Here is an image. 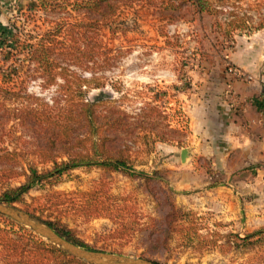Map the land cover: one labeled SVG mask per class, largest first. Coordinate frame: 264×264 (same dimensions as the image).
I'll list each match as a JSON object with an SVG mask.
<instances>
[{
    "label": "rangeland",
    "instance_id": "obj_1",
    "mask_svg": "<svg viewBox=\"0 0 264 264\" xmlns=\"http://www.w3.org/2000/svg\"><path fill=\"white\" fill-rule=\"evenodd\" d=\"M147 1L124 9L118 18L126 20L123 25L102 31V37L115 54L113 65L95 73L78 71L88 77L94 73L104 78V90L114 97L125 95L124 107L133 116L149 102L161 106L167 115L164 123L168 125H158L153 135L164 133L169 140L158 141L146 154L137 153L133 147L136 169L156 178L147 182L145 178L120 171L80 166L66 172L57 183L35 187L24 201L15 205L45 223L49 219L60 221L94 250L146 258L157 264H264V235L254 238L252 245H243L228 221L202 207V195L189 189L178 190L172 185L177 175L171 168L180 165L179 154L189 146L181 95L189 90L192 72L210 70L218 75L221 69L229 73L231 68L240 69L234 58L245 54L246 47L252 49L259 41L263 42L264 28L254 27L264 23V0H239L234 5H226V10L217 18L208 14L200 16L186 5H180L174 14L177 18L171 23H162L158 16L160 0ZM28 3L33 5L31 10L26 8ZM36 3L35 0H0V28L7 27L20 9H24L30 13L29 25L23 31H30L35 25L43 32L49 27L43 19L55 20L60 14L46 13ZM229 11H235L240 17L251 16L248 26L253 30H236L232 38L225 39L213 25L217 19L233 18ZM162 24L168 36L162 34ZM14 60L1 61L0 56V72L6 73L9 65L14 67ZM2 79L0 74V82ZM56 89L54 85L45 88L39 79L28 84L29 92L47 99L56 94ZM100 91L92 90L89 97L94 98ZM173 129H179L182 134H173ZM21 162L25 167L35 162L40 171L53 168L52 162L40 164L30 153L22 156ZM185 174L181 176L186 177ZM221 179L219 174L214 177L217 182ZM25 181V176L7 181L0 188V195L3 189ZM179 194L189 201H178ZM90 202L96 205L98 215L86 210ZM7 218L0 216V227L7 228L9 237L17 239L14 234L32 232L47 241L28 226L27 231L18 225L12 227ZM13 258H6L0 245V264H10ZM55 264L68 263L57 260Z\"/></svg>",
    "mask_w": 264,
    "mask_h": 264
},
{
    "label": "trees",
    "instance_id": "obj_2",
    "mask_svg": "<svg viewBox=\"0 0 264 264\" xmlns=\"http://www.w3.org/2000/svg\"><path fill=\"white\" fill-rule=\"evenodd\" d=\"M35 1L40 10L60 14V17L43 19L49 24L43 32H39L35 25L24 32L25 26L29 25L27 16L30 12L20 9L19 15L7 27L0 28L1 61L15 59L16 64L14 67L9 65L6 73L0 72L3 76L0 82V188L13 178L26 177L23 184L3 189L0 200L18 204L35 187L57 183L66 172L80 166L120 171L131 177L145 178L147 182L156 178V175L136 169L133 147L137 148V153L143 151L146 154L158 141L169 140L164 133L153 135L158 125H168L164 123L166 113L160 105L149 102L134 116L129 114L124 107L126 96L114 97L106 92L104 78L94 74L110 68L115 56L113 48L108 47L102 37V31L123 25L126 20L119 21L118 18L124 9L148 1ZM238 1L160 0L157 13L162 23H171L177 18L174 14L180 5H186L195 14L217 18L226 10V5H234ZM32 7V4H26L27 10ZM229 14L233 18L217 19L213 25L225 39L232 38L236 30L249 28L252 18L237 16L235 11H229ZM161 26L162 34L168 36L164 25ZM262 28V22L254 27ZM252 30L249 28L248 32ZM78 70L94 73L88 77ZM38 79L42 80L45 88L56 86V94L47 99L29 92L28 84ZM94 89L101 91L91 99L89 93ZM117 91L121 92L120 89ZM172 132L182 134L179 129ZM28 153L40 164L52 162L53 168L40 171L35 162H29L25 167L21 157ZM86 210L90 214L100 213L92 202ZM7 219L12 227L18 225L27 231L26 226L9 217ZM46 223L61 236L94 249L60 221L49 219ZM261 235H264V227L237 237L243 245H252L253 239ZM9 236L7 228L0 227V245L5 257H14L10 264H55L57 260L68 264H90L64 253L32 232L28 235L14 234L17 239Z\"/></svg>",
    "mask_w": 264,
    "mask_h": 264
},
{
    "label": "crops",
    "instance_id": "obj_3",
    "mask_svg": "<svg viewBox=\"0 0 264 264\" xmlns=\"http://www.w3.org/2000/svg\"><path fill=\"white\" fill-rule=\"evenodd\" d=\"M246 48L234 62L250 80L225 69L218 75L192 72L189 90L181 95L190 153L183 163L180 152V165L171 167L177 175L172 185L202 195V207L240 236L264 227V39Z\"/></svg>",
    "mask_w": 264,
    "mask_h": 264
},
{
    "label": "water",
    "instance_id": "obj_4",
    "mask_svg": "<svg viewBox=\"0 0 264 264\" xmlns=\"http://www.w3.org/2000/svg\"><path fill=\"white\" fill-rule=\"evenodd\" d=\"M189 153V147L181 150V158L183 162L187 161ZM0 214L30 227L35 233L45 238L50 244L64 253L90 264H157L155 261L146 258H134L122 254L94 250L80 246L61 236L40 218L32 213L24 211L15 204L5 203L0 200Z\"/></svg>",
    "mask_w": 264,
    "mask_h": 264
},
{
    "label": "built area",
    "instance_id": "obj_5",
    "mask_svg": "<svg viewBox=\"0 0 264 264\" xmlns=\"http://www.w3.org/2000/svg\"><path fill=\"white\" fill-rule=\"evenodd\" d=\"M231 74H233L236 78L242 79V80H250L252 77L248 73H246L244 70L241 69H230Z\"/></svg>",
    "mask_w": 264,
    "mask_h": 264
}]
</instances>
